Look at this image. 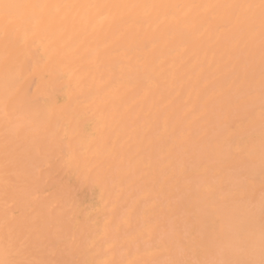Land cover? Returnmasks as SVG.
Listing matches in <instances>:
<instances>
[{"label":"bare ground","instance_id":"1","mask_svg":"<svg viewBox=\"0 0 264 264\" xmlns=\"http://www.w3.org/2000/svg\"><path fill=\"white\" fill-rule=\"evenodd\" d=\"M0 264H264V0H0Z\"/></svg>","mask_w":264,"mask_h":264},{"label":"rangeland","instance_id":"2","mask_svg":"<svg viewBox=\"0 0 264 264\" xmlns=\"http://www.w3.org/2000/svg\"><path fill=\"white\" fill-rule=\"evenodd\" d=\"M92 202H88V204H91Z\"/></svg>","mask_w":264,"mask_h":264}]
</instances>
